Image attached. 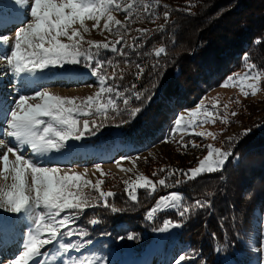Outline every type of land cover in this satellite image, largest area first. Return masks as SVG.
I'll use <instances>...</instances> for the list:
<instances>
[{
  "label": "trees",
  "instance_id": "1",
  "mask_svg": "<svg viewBox=\"0 0 264 264\" xmlns=\"http://www.w3.org/2000/svg\"><path fill=\"white\" fill-rule=\"evenodd\" d=\"M156 12L159 17L169 13L164 29L137 39L141 47L127 50L128 63L111 51L102 57L112 59L118 73L123 70L124 79L116 81L121 90L137 85L143 93L142 102L133 99L131 107L143 110L135 118L127 111L113 114L115 118L96 131L97 136L91 140L104 150L115 141L142 151L164 145L155 157L137 160L141 174L153 181L154 190L143 187L130 194L127 181L106 175L101 190L115 195L108 198V207L101 201L85 211L79 227L86 229L90 241L99 240L101 247L113 246L129 235L136 240L151 227L146 215L157 199L177 190L182 195L178 210L160 216L181 225L177 241L184 248L181 255L189 257L185 263L248 264L249 235L257 214L264 212V121L247 129V135H241L245 130L233 134L231 143L229 138L219 141L222 150L233 152L222 170L186 182L177 173L169 178L168 183L173 185L169 188L155 182L167 175L160 169L187 171L197 163L199 137L187 135L183 137L187 147L181 146V140L171 147L168 134L176 114L195 106L208 91L246 66L264 72V3L158 0ZM130 22L128 19L127 25ZM160 47L166 51L157 57ZM137 62L145 69L142 79H136ZM122 120L130 122L117 126ZM234 157L235 161L231 159ZM197 200L207 206L192 208L181 217L184 205L191 207ZM93 219L98 223L92 224Z\"/></svg>",
  "mask_w": 264,
  "mask_h": 264
},
{
  "label": "snow or ice",
  "instance_id": "2",
  "mask_svg": "<svg viewBox=\"0 0 264 264\" xmlns=\"http://www.w3.org/2000/svg\"><path fill=\"white\" fill-rule=\"evenodd\" d=\"M14 4L21 8H30L31 20L24 23L15 32L14 44L10 43V37L3 34L7 29H3V26L0 25V60L7 63V69L0 70V74H12L20 81L21 88L31 87L32 85L27 82L28 79H31L35 87L33 88L34 94L31 96L18 92V99L11 109L5 106L3 101H0V124H2L0 126V162L3 165L0 168V177L7 180V173H11V178L14 181L9 190L0 188V209L21 214L23 217L30 218L32 223L23 238V250L10 264H48L44 259L39 261L36 259L49 255L41 249L45 245L56 242L57 251L62 255H67L72 250L81 251L85 247L83 240L65 242L61 237L87 236L86 231L75 227L76 220L84 214L86 208H94L101 201L104 202L105 207H108L107 200L115 193L102 191V181L100 180H97L93 185L87 180H82L81 176L70 175L59 167L41 166L39 161L54 152L65 158L73 155L82 145L69 143V141H81L86 135H95L96 131L115 118L113 114L121 115L127 111L129 116L135 118L143 109L131 107V102L133 99L142 102L143 93L137 90L135 83L121 90L116 81L124 79L123 70L118 73L117 65L112 59L102 58L104 51L110 50L116 55L125 57V63L129 62L127 60L129 53L122 46L123 35L117 41L94 43L93 41H84L80 31L72 28V25L79 22L83 31L87 32L88 28L84 21L86 19L93 20L96 22L93 27H97L103 16L105 30L119 31L121 27L126 30V25L121 26V22L115 20L110 14L113 11L121 10L122 6L119 0H14ZM134 6V3H129L123 9L129 15V20L132 18L130 14ZM148 14L154 15L150 9ZM168 16L169 13L165 12V20ZM111 25H115L116 28L113 29ZM164 27L165 25H161L160 30H163ZM61 37H65L68 42H63ZM137 39L133 38V44L130 46L133 50L141 47L136 43ZM85 43L88 48L83 47ZM165 51L164 47H160L156 56L159 57ZM81 64L97 78L99 91L95 95L83 99L67 98L49 95L47 91L41 90L40 80L43 79L47 70L59 69L67 79H79L83 74L79 73L74 66ZM110 68L111 72H109ZM136 68L138 70L136 79H142L145 73L144 67L137 62ZM245 75H250V73ZM236 80V76H229L224 80L222 86H228L230 82ZM244 94L246 96L254 95L255 87L253 86L252 93L245 92ZM35 100L40 102H30ZM121 102L123 108L120 106ZM200 107L207 115L192 124L182 123L183 116L177 117L175 127L171 129L172 135H175L177 131L188 135H201L193 133L192 129L205 123H215L218 119L225 123H231L222 117L218 106L209 107L201 102ZM90 116H96L99 120L86 118L81 120V117ZM129 122L122 120L117 126H123ZM248 131L250 130L246 129L241 135H247ZM9 139L12 141L11 144L8 142ZM232 140L233 138L230 137L228 143H231ZM165 142H167V137ZM181 146L187 147V144L183 143V138ZM193 146L195 147V145ZM24 149L29 150L27 156L24 155ZM9 153L14 157L11 168H9ZM207 153L194 169L187 171L160 169V172L167 171V175L155 183L169 188L173 187L168 183L169 178L177 173L185 177L184 182H186L205 173L220 171L229 157L233 155L232 151L213 148L211 145L207 146ZM122 159H126V157H122ZM99 167V165L96 166L98 170ZM155 174L153 173V175ZM175 183L179 185L181 181L177 179ZM149 184H153V181L144 178V182L139 187ZM83 188H91L98 195L85 194ZM135 190L134 187L132 192ZM179 200L180 194L177 192L161 197L157 201L156 207L148 211L147 219H153L154 213L161 210L162 204L165 208L179 207ZM205 206L207 205L204 201L197 200L191 207L184 205L179 214L183 217L190 213L192 208ZM111 210L116 211L114 207ZM66 212L67 214H63ZM3 220L4 218L0 217V223H3ZM91 223L96 224L98 220L93 219ZM173 226L180 227L181 225L178 223L173 225L170 221H165V228L161 231ZM128 238L134 239L135 237L129 235ZM84 259L76 258L80 264H84ZM187 259H189L187 255H181L176 260V264H181Z\"/></svg>",
  "mask_w": 264,
  "mask_h": 264
},
{
  "label": "rangeland",
  "instance_id": "3",
  "mask_svg": "<svg viewBox=\"0 0 264 264\" xmlns=\"http://www.w3.org/2000/svg\"><path fill=\"white\" fill-rule=\"evenodd\" d=\"M256 1L264 3V0ZM119 2L122 6L121 10L113 11L110 14L115 20L121 22V26H128V29L123 30V27H121L119 31L110 32L105 30V18L103 16L97 27H93L96 24L95 21L86 19L84 24L88 28L87 32L83 31L79 22L72 25V28L80 31L84 37V41H93L94 43L117 41L123 35L124 43L122 46L125 51H129L132 49L130 47L132 45L131 39H141V37L147 35L150 31H159L160 26L164 25L167 21L165 20V13L159 17V13L156 12L158 0H119ZM129 3H134L135 6L131 9V22L127 25L129 15L123 9ZM149 9L154 15L148 14ZM30 20V8H21L19 5L14 4V0H0V25L3 26V29H7L3 34L10 37L11 44H14L15 32ZM109 23L111 24V22ZM111 27L113 29L116 28L115 25H111ZM61 40L65 43L68 42L65 37H61ZM83 47L88 48V45L85 43ZM8 52L10 54V47L8 48ZM107 52H110V50L104 51V53ZM74 67L77 68L79 73L83 74L82 78L69 80L60 73L59 69H49L44 73L43 79L40 80L41 90L47 91L49 95L67 98L76 97L83 99L95 95L99 91L97 78L91 75L90 70L82 64ZM6 69V61L0 60V70ZM111 71L112 69L110 68ZM246 73H250V75L246 76ZM230 76H236L237 80L230 82L228 86H222L223 81L200 98L195 106L179 111L169 128L168 138L172 143L171 147H173L174 144L188 135L181 131H177L175 135H172L171 129L175 127V119L183 116L184 120L182 123L185 124H192L197 120L203 119L207 113L201 110V102H203V105L209 107L218 106L222 117L227 121H231V123H225L221 119H218L215 123H205L192 129L193 133L201 134H192L199 137L201 143H199L198 149L195 150L197 153V163L190 169L196 168L199 161L208 154L207 146L211 145L213 148L222 149L219 143L220 140L228 139L233 134L243 132L264 121V72L246 66ZM27 82L32 86L21 88L20 81L12 74H0V101H3V104L11 109L18 99V92L29 96L33 95L35 85L32 84L31 79H28ZM253 86L255 87V94L246 96L245 92H253ZM30 102L38 103L40 101L35 100ZM121 104L123 105L122 102ZM232 113H235V115H232ZM85 118L99 120L96 116L81 117V120ZM95 136H97V133L95 135H86L81 141H69V143L80 144L82 147L67 158L54 152L49 157L41 159L39 163L45 167H59L70 175H79L82 180H87L93 185L97 180L102 181L106 175H109L110 177L127 181V189L131 194L135 193V191L132 192L134 187L135 189L143 188L139 187V185L144 182L145 177L141 174L142 170L137 160L138 158L155 157L156 154L164 149V145L142 151L138 148H133L131 145L115 141L108 150H104L91 141ZM8 142L11 144V139ZM23 151L24 155L27 156L29 154L28 149H24ZM122 157H126V159H122ZM231 159L235 161L236 157ZM12 161H14V157L9 153V168L12 166ZM228 161L229 159L225 165ZM97 165L100 166L99 170L96 168ZM119 166L124 167L125 171L123 174L112 170ZM2 167V162H0V168ZM7 175V180L0 177V188L5 190H9L10 185L14 183L11 173H7ZM30 179L29 175V183ZM145 187L151 191L154 190L152 184ZM83 192L85 194L91 193L93 196L98 195L91 188H83ZM171 193H168V195ZM181 197L182 195L180 194L179 206ZM157 201L153 208L156 207ZM160 207L161 210L154 213L153 219H147L146 215V220L152 225L142 235L138 236L136 240L127 237L126 239H119L113 246L101 247L99 240L90 241L88 239L89 236L80 237L79 235H74L73 237H61L65 242L83 240L85 247L79 252L72 250L67 255H62L61 252L57 251V243L53 242L41 249V251H46L49 255L47 257H37L36 259L38 261L44 259L48 264H65V262L66 264H80V261L76 260L77 257L85 258L84 264H97V262L98 264H176V260L179 259L181 253L184 251L182 244L177 241L180 227H168L167 230L161 231V229L165 228V221L170 220L162 218L160 215L169 211H176L179 207L165 208L163 204ZM91 209L86 208L85 211H90ZM63 214H67V212ZM0 217L4 218L3 223H0V264H10L23 250V238L26 236L32 223L30 218L23 217L21 214L7 212L3 209H0ZM170 222L173 225L177 224L173 221ZM80 225L81 218L76 220L75 227L86 231V229H81ZM148 242L149 244L146 245ZM247 248L251 254L248 264H264V212L257 214V219L254 221L252 232L249 235ZM181 264L188 263L182 261Z\"/></svg>",
  "mask_w": 264,
  "mask_h": 264
},
{
  "label": "bare ground",
  "instance_id": "4",
  "mask_svg": "<svg viewBox=\"0 0 264 264\" xmlns=\"http://www.w3.org/2000/svg\"><path fill=\"white\" fill-rule=\"evenodd\" d=\"M112 170L116 171V172L119 173V174H123L124 171H125L124 167H122V166L115 167V168H113Z\"/></svg>",
  "mask_w": 264,
  "mask_h": 264
}]
</instances>
